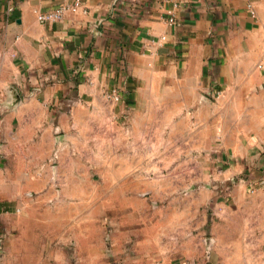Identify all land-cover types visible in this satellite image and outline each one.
<instances>
[{
  "label": "crops",
  "instance_id": "crops-1",
  "mask_svg": "<svg viewBox=\"0 0 264 264\" xmlns=\"http://www.w3.org/2000/svg\"><path fill=\"white\" fill-rule=\"evenodd\" d=\"M72 1L0 0V264H263L264 0Z\"/></svg>",
  "mask_w": 264,
  "mask_h": 264
},
{
  "label": "built area",
  "instance_id": "built-area-1",
  "mask_svg": "<svg viewBox=\"0 0 264 264\" xmlns=\"http://www.w3.org/2000/svg\"><path fill=\"white\" fill-rule=\"evenodd\" d=\"M248 10L251 15L255 16L256 12L252 2H248L247 4ZM83 7V0H73L70 3L61 4L51 10L39 12L37 17L40 22H57L61 20L68 13L78 12ZM85 11V10H84ZM168 21L170 24L175 22L174 15L171 11H169ZM166 39V37H162ZM106 97L115 101L120 100V95L117 90L107 91L105 93ZM255 187H251L253 190Z\"/></svg>",
  "mask_w": 264,
  "mask_h": 264
},
{
  "label": "rangeland",
  "instance_id": "rangeland-1",
  "mask_svg": "<svg viewBox=\"0 0 264 264\" xmlns=\"http://www.w3.org/2000/svg\"><path fill=\"white\" fill-rule=\"evenodd\" d=\"M251 192H253V190H251ZM235 209V211H237L236 210V208H234ZM223 220V219H222ZM222 220L220 219V216H217L216 217V219H215V222L217 223V224H219V223H221V224H223V222H222ZM224 221V220H223ZM230 223L231 224H233L235 227H236V225L238 224V219L237 218H230ZM219 229H221V228H219ZM211 235L210 234H207V236L206 237H208V239H210L209 237H210ZM246 238H248V239H250V241H254L253 243H260V242H262V243H260L259 244V246H257L256 247V250H250V251H247V255L248 254H253V255H248L247 257H254V258H256V259H259V258H261L263 261V264H264V237L262 236V235H246L245 236ZM207 240H205V242H206ZM255 243V244H256ZM231 251H229L228 253L229 254H232V253H230Z\"/></svg>",
  "mask_w": 264,
  "mask_h": 264
},
{
  "label": "water",
  "instance_id": "water-1",
  "mask_svg": "<svg viewBox=\"0 0 264 264\" xmlns=\"http://www.w3.org/2000/svg\"><path fill=\"white\" fill-rule=\"evenodd\" d=\"M204 98H206V97L204 96Z\"/></svg>",
  "mask_w": 264,
  "mask_h": 264
}]
</instances>
